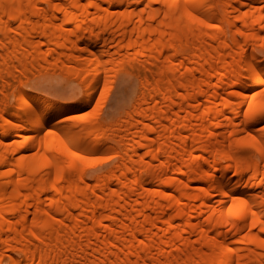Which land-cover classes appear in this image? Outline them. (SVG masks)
<instances>
[{
    "label": "bare ground",
    "instance_id": "bare-ground-1",
    "mask_svg": "<svg viewBox=\"0 0 264 264\" xmlns=\"http://www.w3.org/2000/svg\"><path fill=\"white\" fill-rule=\"evenodd\" d=\"M262 47L264 0H0V264H264Z\"/></svg>",
    "mask_w": 264,
    "mask_h": 264
},
{
    "label": "rangeland",
    "instance_id": "rangeland-1",
    "mask_svg": "<svg viewBox=\"0 0 264 264\" xmlns=\"http://www.w3.org/2000/svg\"><path fill=\"white\" fill-rule=\"evenodd\" d=\"M263 48L260 49V53L264 56ZM8 80L7 82L0 77V106L11 112H15L16 97L13 95V91L17 85V81L13 78H8ZM25 85L30 91L40 93L66 107H73L71 98L73 96L76 98L78 95L74 94L73 83H70L67 78L61 75L35 78L34 81L26 82ZM126 86H128V81L125 82L119 77L115 78L108 90L101 91L95 102L91 106L81 109V112L85 110L95 111L108 120L119 116L123 111L122 106L127 100L125 97ZM79 96L77 98H80ZM251 150H253L251 147L245 148L243 153L246 151L247 153L245 152L244 154L249 155ZM107 163L102 168H105Z\"/></svg>",
    "mask_w": 264,
    "mask_h": 264
},
{
    "label": "snow or ice",
    "instance_id": "snow-or-ice-1",
    "mask_svg": "<svg viewBox=\"0 0 264 264\" xmlns=\"http://www.w3.org/2000/svg\"><path fill=\"white\" fill-rule=\"evenodd\" d=\"M78 159H80V160H84L85 158H83V157H78Z\"/></svg>",
    "mask_w": 264,
    "mask_h": 264
}]
</instances>
